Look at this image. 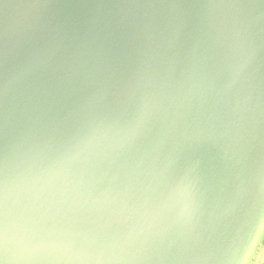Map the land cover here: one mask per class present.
Instances as JSON below:
<instances>
[{
	"label": "water",
	"instance_id": "water-1",
	"mask_svg": "<svg viewBox=\"0 0 264 264\" xmlns=\"http://www.w3.org/2000/svg\"><path fill=\"white\" fill-rule=\"evenodd\" d=\"M264 0H0V264H257Z\"/></svg>",
	"mask_w": 264,
	"mask_h": 264
},
{
	"label": "crops",
	"instance_id": "crops-1",
	"mask_svg": "<svg viewBox=\"0 0 264 264\" xmlns=\"http://www.w3.org/2000/svg\"><path fill=\"white\" fill-rule=\"evenodd\" d=\"M263 257H264V255H263ZM263 257H262V259H263ZM261 262H260V260H259V262L257 263V264H260ZM262 264V263H261Z\"/></svg>",
	"mask_w": 264,
	"mask_h": 264
},
{
	"label": "rangeland",
	"instance_id": "rangeland-1",
	"mask_svg": "<svg viewBox=\"0 0 264 264\" xmlns=\"http://www.w3.org/2000/svg\"><path fill=\"white\" fill-rule=\"evenodd\" d=\"M262 261H264V257H263V259L260 260L261 263H262ZM261 263H260V264H261Z\"/></svg>",
	"mask_w": 264,
	"mask_h": 264
},
{
	"label": "clouds",
	"instance_id": "clouds-1",
	"mask_svg": "<svg viewBox=\"0 0 264 264\" xmlns=\"http://www.w3.org/2000/svg\"><path fill=\"white\" fill-rule=\"evenodd\" d=\"M262 264H264V261H262Z\"/></svg>",
	"mask_w": 264,
	"mask_h": 264
}]
</instances>
